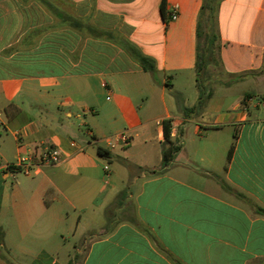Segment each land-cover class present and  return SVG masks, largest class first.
<instances>
[{
  "label": "crops",
  "instance_id": "crops-1",
  "mask_svg": "<svg viewBox=\"0 0 264 264\" xmlns=\"http://www.w3.org/2000/svg\"><path fill=\"white\" fill-rule=\"evenodd\" d=\"M72 1L82 21L48 31L0 0V264H264V0L220 2L202 94L204 0ZM244 83L256 92L228 99ZM46 144L59 164L6 174Z\"/></svg>",
  "mask_w": 264,
  "mask_h": 264
},
{
  "label": "trees",
  "instance_id": "trees-1",
  "mask_svg": "<svg viewBox=\"0 0 264 264\" xmlns=\"http://www.w3.org/2000/svg\"><path fill=\"white\" fill-rule=\"evenodd\" d=\"M18 3L23 7L32 6L39 7L43 9L46 14L49 15V21H53L52 24L48 27L49 30L55 29L56 21H82L80 18L73 16L70 11H67L62 7V3L65 6H68L72 9L73 1L72 0H17ZM222 0H204V6L201 12L198 25V55H197V83L203 92V84L207 80L206 76L209 75L208 67L212 64V54L214 46L217 41V35L213 34L211 23L215 21L216 12L218 6ZM31 8V9H32ZM165 11V1L161 3V12L164 14ZM204 21L210 23L208 25V30L205 31ZM78 26V25H77ZM204 39L202 42L201 40ZM121 44L124 48L137 60L146 71L154 73L155 63L153 60L137 53L135 49L129 44V42L122 41ZM165 143L163 148V163L167 164L172 159L173 156L179 151V146L175 142L171 141V128L170 121H163ZM233 147L231 148L230 153L232 152ZM98 154L103 158H109V155L106 150L99 147ZM261 214L264 213L263 210H259Z\"/></svg>",
  "mask_w": 264,
  "mask_h": 264
},
{
  "label": "built area",
  "instance_id": "built-area-1",
  "mask_svg": "<svg viewBox=\"0 0 264 264\" xmlns=\"http://www.w3.org/2000/svg\"><path fill=\"white\" fill-rule=\"evenodd\" d=\"M179 17V6L175 5L170 13L169 20L175 21ZM17 136L21 137L22 132L19 131ZM132 140L131 135L128 132H123L117 136L108 140L109 145L114 147V145L121 143L123 146L130 144ZM61 162L60 151L51 144H46L40 153L33 151L29 155L21 156L16 162L9 163L5 166V172L7 175L17 178L20 175L29 176L33 171L42 166H53Z\"/></svg>",
  "mask_w": 264,
  "mask_h": 264
},
{
  "label": "rangeland",
  "instance_id": "rangeland-1",
  "mask_svg": "<svg viewBox=\"0 0 264 264\" xmlns=\"http://www.w3.org/2000/svg\"><path fill=\"white\" fill-rule=\"evenodd\" d=\"M62 7L65 8L67 11H72V9L68 6H65L62 3ZM27 16L34 21L35 19H37V21H49L48 19H50L49 15L46 14V12L39 8V7H33L31 10H27ZM210 71H212V75H214L217 79H222L224 76L222 74L221 68L219 67V64H217L216 66L209 68ZM215 80V81H216ZM215 87V89H212L213 92L216 93V96H224V92H222V90H219V87H216L215 84L211 85L210 88ZM256 89H254L253 87H251V85H249L248 83H244V84H238L235 88V90L230 92V96H228V99L231 100H235L237 97H239V94H243L245 92H253L255 93L256 91H254ZM257 102L261 100V98L256 99ZM0 134H6V129L4 126L0 125ZM73 253H75V251H72ZM10 254V250L6 249L4 246L1 247L0 245V257H5L8 258Z\"/></svg>",
  "mask_w": 264,
  "mask_h": 264
}]
</instances>
